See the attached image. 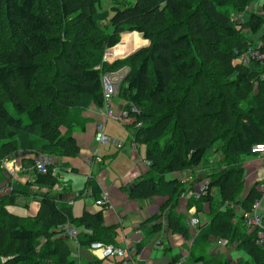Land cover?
<instances>
[{"label": "trees", "instance_id": "16d2710c", "mask_svg": "<svg viewBox=\"0 0 264 264\" xmlns=\"http://www.w3.org/2000/svg\"><path fill=\"white\" fill-rule=\"evenodd\" d=\"M103 1L0 0V29L6 35L0 45V164L8 156L24 154L19 169L32 168L34 174L25 185L10 184L0 168V183L6 180L0 192L10 190L0 193V264H76L71 239L59 231L66 224L79 231L80 247L116 244L118 226L104 224L107 202L95 213L84 210L74 217L70 201L52 194L59 185L53 168L39 173L35 161L39 155H80L73 130L84 131L89 120L83 113L102 106L101 77L123 68L128 72L117 96L133 120L131 140L146 148L149 167L134 185L120 191L130 201L165 199L144 225L152 224L151 234L159 233V220L167 212L166 230L188 239L176 208L179 194L189 186L167 178L194 171L220 140L222 157L201 180L205 194L191 195L187 202L197 213L206 205L211 214L192 247L214 238L244 253L233 264H264V247L255 244L244 224V214L262 198L260 183L244 190L243 165L253 146L264 145V61L245 66L237 60L264 40V31L257 39L247 35L264 28V1L260 12H248L256 0H107V10ZM128 33H137L148 45L112 63L104 61L105 52ZM130 38L116 50L138 46L139 39L129 45ZM31 187L47 192L31 194ZM84 189L94 201L101 196L94 179ZM18 197L37 200L35 216L9 213L7 207ZM142 248L135 246L133 259ZM210 259L199 256L194 263L232 264L216 255Z\"/></svg>", "mask_w": 264, "mask_h": 264}, {"label": "crops", "instance_id": "0c3cea01", "mask_svg": "<svg viewBox=\"0 0 264 264\" xmlns=\"http://www.w3.org/2000/svg\"><path fill=\"white\" fill-rule=\"evenodd\" d=\"M123 35H121L119 44L116 47L107 50L105 55L108 54V52L113 51L115 48L121 46V43L123 42L122 39L125 36L131 37L129 41H133L135 44L136 41L134 35H136L137 39L140 41V46L133 48L122 56H116L118 54H112L111 57L108 56V58H106V62L112 63L115 60L130 55L134 50H138L148 45V42L143 41L137 33H128L124 36ZM122 110V107L117 110L120 111L119 115ZM83 118L89 120L84 131H80L79 129L73 130V137L80 148V155L76 158H53V167L56 168V175L59 182V185H57L53 190L52 194L54 196H56L58 199H61L63 202L70 201L71 209H73V199L71 200V198H74V200L83 198V211L87 210L95 213L99 211L100 208L95 206V201L91 196V191L84 189L86 181L90 178L94 179L100 189L101 194H106L107 207L103 212L105 226L117 225L118 228H120L123 243L118 245H125L127 248H135V246L139 244L143 245L139 255L134 259V261H129V264H167L172 259H176L178 264H195L194 259L199 256H203V254L198 250L203 251L205 255L209 253V258L215 257L217 253L221 254V257L230 259L228 253L233 248L226 247L225 245L218 247V245L215 243L216 241L214 240L207 241L205 244H202L201 247L193 248L191 246L193 237H196L202 228L209 223L211 214L209 208L206 205H202V211L197 213L194 206L187 207V202L189 197L196 193L199 187L203 185V181L201 180L206 178L210 170L216 168L217 163L216 166L212 169H209V171L197 169L191 171V175H189V172H181L168 176L167 178L168 180L176 178L181 180H191L189 187H184V189H189L188 192H181V194H179L180 196L176 208V214L182 216V219L185 221V225L189 230L188 239L166 230L165 215L167 212L159 220L163 226L162 230L159 233L151 234L149 227H151L152 224L144 225V223L150 217L159 213L161 204L165 201V199H162L161 197H155V202H153L152 199L130 201L128 200L126 194L120 191V189L123 187L130 188L132 185H134L136 181L141 179V177L148 172L149 167L147 166L144 153H142L141 149L133 144L131 140L130 130L133 123L132 118L128 115L126 119L118 122L106 120L101 109L94 106L90 107L83 113ZM108 122L119 124L121 127L120 131L124 138H113V140L122 143L121 147H116L113 144L111 145V143L98 144L101 146H111L115 149L114 152L108 154L106 157L108 160L105 162L109 161L111 163L115 161L122 153L124 155L123 160L131 166V168L124 171L120 177L115 176L116 179L113 178L112 180L108 179L109 174L106 172L104 160L100 159L96 155V147L98 145L94 141L95 133H97L99 128L103 129L104 134L108 130L106 125ZM94 149L96 150V154L93 153ZM20 155L23 156L24 154ZM20 155L8 156L4 159L0 165V168L3 170V175L8 177L10 181L20 185H25L33 180L34 174L32 168L28 170L19 169ZM30 156L35 158V155L31 154ZM95 165L100 167V171L97 174L92 172L94 171L93 168ZM243 165L245 168L244 190L246 191L250 185L255 182L260 183V191L262 193L260 205L261 212L264 217V154H254L249 157H245L243 159ZM5 172H7V174H5ZM4 183H6V180L2 181L0 184L2 185ZM190 187H193V189L190 190ZM30 189L31 194H43L47 192V190L43 188L39 189L36 187H31ZM36 203L38 211V202L36 201ZM236 213L239 214L240 212L237 210ZM31 214V212L28 213V215ZM73 241H75L77 244L78 252L75 257L73 255L72 256L75 258L76 264H82V258L79 253H82L81 250L84 248L80 247L76 240ZM85 249L87 251V248ZM87 254L88 263L91 261L93 262L94 260L90 257L91 255H89L88 251ZM192 254L194 255L193 257L191 256ZM243 258H245V255ZM205 260L207 259L205 258ZM231 262L233 264L238 262V260H236V262L231 260Z\"/></svg>", "mask_w": 264, "mask_h": 264}, {"label": "built area", "instance_id": "2783aa9c", "mask_svg": "<svg viewBox=\"0 0 264 264\" xmlns=\"http://www.w3.org/2000/svg\"><path fill=\"white\" fill-rule=\"evenodd\" d=\"M238 62L242 63L245 66H250L254 62L264 61V51H261V44L258 43L254 47L249 48L246 52L241 53L238 58ZM128 70L126 68L120 69L114 73L104 74L101 77L102 81V106L99 107L103 112V115L106 120L111 121H122L127 118L128 112L122 110L119 116H115L111 110L110 101L114 96H117L120 83L123 81ZM131 112H135L134 108L131 109ZM136 127H140V124H137ZM95 143L98 144H107L111 143L116 147H121L122 143L116 140H111L104 134L102 128H99L97 133L94 136ZM251 154L255 153H264V145H255L250 150ZM97 160V159H96ZM51 166L52 174L56 175V168L53 167V158L39 155L36 157L35 161V170L39 173H46L48 167ZM149 166V163H147ZM181 180V179H180ZM183 185H188L191 183V180L184 179L181 180ZM207 186L203 184L199 187L196 195L205 194ZM9 189H3L0 193L2 195L9 193ZM106 194L102 193L100 198L95 201V206L101 207L106 203ZM260 201H256L252 204L250 210L244 214V224L247 230L254 234V241L257 246L264 247V217L261 212ZM59 231L63 232L71 240H76L79 231L74 227L66 224L59 227ZM222 242V243H221ZM218 247L224 246V242L221 240H216L215 242ZM87 248V251L90 257L93 260H105L112 259L114 261L118 260L121 264H129V261H134L133 257L135 255V248H127L125 245L118 244H104L101 242L91 243Z\"/></svg>", "mask_w": 264, "mask_h": 264}, {"label": "rangeland", "instance_id": "374dc122", "mask_svg": "<svg viewBox=\"0 0 264 264\" xmlns=\"http://www.w3.org/2000/svg\"><path fill=\"white\" fill-rule=\"evenodd\" d=\"M129 1H130V3L134 2V0H129ZM263 1L264 0H256V3L251 6V8L248 10V12H250V11L260 12V7H261ZM102 5L107 10V6H108L107 0L103 1ZM244 16H245L246 19L248 18V15L247 14H245ZM0 31H1L0 32V45H1L5 41L6 35H5V32L2 31V29H0ZM263 31H264V28H262L258 32V34H256V35H253V34H247V35L251 39H254V38L257 39L260 36V34L263 33ZM124 35H126V34H124ZM126 37H128V36H125L122 40H124ZM134 38H135V41H137L136 40V38H137L136 35H134ZM260 42H261V45H262V43H264V40H262ZM132 44L134 45L133 41L132 42L129 41V45H132ZM135 44H137V43H135ZM139 46H140V43L138 44V46H135L134 48L139 47ZM116 49L117 48H115L111 52H108V54H106V55L104 54L103 60L106 61V58H108V56L111 57L112 54H114V55L118 54L116 56H122V55H124V54H126V53L129 52V51H119V50H116ZM135 51L136 50H134L132 53H134ZM110 105H111L110 107H111V110H112L113 114L115 116H119V112L120 111H117V110L120 107L123 108L124 105H125V102L119 96H114L111 99V101H110ZM106 125H107V129L108 130L105 132V135H107V137L110 139V141L113 138H115V139L122 138V137L124 138L123 134L120 131V128L121 127H120L119 124H114L112 122H108ZM221 146H222V141L219 140V141L215 142V144L213 145V147L207 152V154L204 157V159H203L201 165L199 166V168H195V170L201 169L202 171H206V170L209 171V169L214 168L216 166V163L222 157V153L219 150ZM138 147L141 149L142 153H144V155H145L146 148L144 146H138ZM96 148H97V154H96V150L95 149H94L93 153L96 154L100 159H103L104 160V163H105V166H106L105 167L106 172L109 174V177H108L109 180H112L113 178L116 179L115 176L120 177L124 173V171L128 170L129 168H131L130 164H127L123 160V156L124 155L122 153L118 156V158L115 161H113L111 163L109 161L105 162L106 160H108L106 158L108 156V154L114 152V150H115L111 146H107V145L106 146H101V145H98ZM3 161H1V162H3ZM93 169H94V171H92V172H94L95 174L99 173V171H100V167L99 166H96V165L94 166ZM184 172H189V175H191V171L190 170L182 171V173H184ZM5 174H7V172H5ZM6 180L9 181L10 184H15V182L10 181L8 179V177H6ZM109 180H107V181H109ZM71 200L73 202V209H72L73 216L74 217H80V215H81V213L83 211V207H84V199L82 198V199L74 200V198H71ZM155 200H156V198H152V201L153 202H155ZM36 201L37 200L34 199L33 197H18L16 199V204L15 205L8 206L7 207V210L9 211V213L15 214V215H18V216H21V217H33V216H35L36 211H37V203H36ZM236 210H238L240 212V209L239 208L236 209ZM29 212H31L32 214L31 215H28ZM194 239H195V237H193L192 241ZM213 240L216 241L214 238H210V241H213ZM115 243L116 244L123 243L122 236H121V232H120V228H117ZM69 246L71 248L72 255L75 257V255L78 252L77 244L75 243V241L71 240L69 242ZM201 246H202V244L199 243L197 246H194L193 248H195V247H201ZM219 247H221V246H219ZM81 251H82V253H79V254H80L81 258H82V260H81L82 261V264H87L88 263V260H87V257H88L87 251H86L85 248L82 249ZM198 251L203 254L204 258L207 259L205 261L213 260V259H210L208 257L209 253L207 255H205L203 253V251H201V250H198ZM193 254L191 255L192 257L194 256ZM216 256H217L218 259L222 258L221 261H223V262L226 261V260H229V261L232 260L233 262H236V260H239V259L243 258L244 253L241 250H236V249L233 248L228 253V256L230 257V259H226L225 257H221V254H217V253H216ZM118 262H119L118 260H116L114 262L112 259H108V260H105L103 262V264H117Z\"/></svg>", "mask_w": 264, "mask_h": 264}, {"label": "bare ground", "instance_id": "6f19581e", "mask_svg": "<svg viewBox=\"0 0 264 264\" xmlns=\"http://www.w3.org/2000/svg\"><path fill=\"white\" fill-rule=\"evenodd\" d=\"M255 154H264V153H255ZM252 155H254V154H252ZM196 193H197V192H196ZM194 194H195V193H194ZM194 194H193V195H194Z\"/></svg>", "mask_w": 264, "mask_h": 264}]
</instances>
